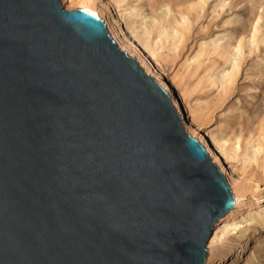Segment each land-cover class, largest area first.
<instances>
[{"label": "water", "instance_id": "1", "mask_svg": "<svg viewBox=\"0 0 264 264\" xmlns=\"http://www.w3.org/2000/svg\"><path fill=\"white\" fill-rule=\"evenodd\" d=\"M104 26L0 0V264H203L232 200Z\"/></svg>", "mask_w": 264, "mask_h": 264}, {"label": "rangeland", "instance_id": "2", "mask_svg": "<svg viewBox=\"0 0 264 264\" xmlns=\"http://www.w3.org/2000/svg\"><path fill=\"white\" fill-rule=\"evenodd\" d=\"M60 1L63 11L77 9ZM92 1L100 12L104 0ZM109 2L106 18L119 17L120 27L152 52L182 110L201 136L216 140L221 166L233 171L230 187L222 178L231 200L236 197L235 212L211 226L203 264H215L214 255L226 251L233 254L224 264H264V221L252 218L264 201V0Z\"/></svg>", "mask_w": 264, "mask_h": 264}, {"label": "bare ground", "instance_id": "3", "mask_svg": "<svg viewBox=\"0 0 264 264\" xmlns=\"http://www.w3.org/2000/svg\"><path fill=\"white\" fill-rule=\"evenodd\" d=\"M60 2H63V1H60ZM64 2H66V4L74 3L76 5L74 7H77V9L88 13L89 15L95 17L96 19L101 20L106 27L105 29L107 31L108 39L116 46L117 50L124 53L127 56V58H131L132 60H135L136 64H138L139 66V69H141L144 72V75L154 80L164 92L169 94L170 98L172 99L171 101L172 106L173 108L176 109V111L178 112L180 116V120L183 125V131L186 133H191L190 134L191 138L194 139L196 142H198L199 145L205 150L210 160V164L217 168L218 174H220L225 179L228 186L229 184L231 185L233 182L232 180L233 171L231 170L230 166H227L226 170L223 169V167L221 166L222 164L219 160V156L221 157V153L219 151L220 149L219 145L217 144V142H215L216 140L215 141L213 140L212 137L210 136L203 137L198 133V130H197V127L195 126V122H194V118L192 114L191 113L189 114L187 111L186 112L183 111L181 108V104H180L181 102L179 103V101H177L174 98L171 85L168 79L163 76V74L161 73L157 65L155 64V61H154L155 58H153L152 52L149 49H147L145 46H143V44L137 39V37L131 34L130 31H128L126 26H124L123 28L120 27L119 17L118 18L114 17L112 19L106 18V15L109 13V8L111 6V3L109 2V0H104L103 3L98 5V9L100 10V12L98 10H94L95 8H94L92 0H64ZM97 13L99 14L101 13V15L103 14L105 18L102 19ZM222 158H224L223 155H222ZM236 201H237L236 197L233 196L232 197V209L236 207V204H237ZM229 211L225 214L226 216L224 215L227 221H229L232 218V215L235 212V211L233 212V210L232 212H229ZM246 216L248 215L245 212L241 218L242 220L241 225L244 224V220ZM252 218L254 219L261 218L262 221H264V201H262L258 206L255 207V211L253 213ZM226 223H229V222H226ZM215 226L216 224L212 228H210L209 235ZM222 228L224 227L220 226L217 232H221ZM228 231H231V230L229 229ZM213 239H214V236L212 235L207 244V248L209 247L208 245L212 243ZM238 249L240 250L242 249L241 244ZM232 254H233L232 252L226 251L224 253L222 252L218 255L217 254L214 255L216 258L215 264H224Z\"/></svg>", "mask_w": 264, "mask_h": 264}]
</instances>
